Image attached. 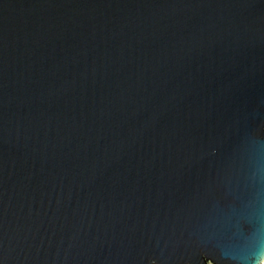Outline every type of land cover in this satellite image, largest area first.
I'll return each instance as SVG.
<instances>
[{"label":"water","instance_id":"obj_1","mask_svg":"<svg viewBox=\"0 0 264 264\" xmlns=\"http://www.w3.org/2000/svg\"><path fill=\"white\" fill-rule=\"evenodd\" d=\"M0 264H264V0H0Z\"/></svg>","mask_w":264,"mask_h":264}]
</instances>
